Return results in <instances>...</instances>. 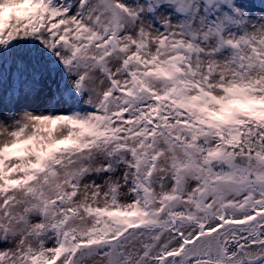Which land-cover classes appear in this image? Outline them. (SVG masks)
Listing matches in <instances>:
<instances>
[{
	"label": "snow or ice",
	"instance_id": "obj_1",
	"mask_svg": "<svg viewBox=\"0 0 264 264\" xmlns=\"http://www.w3.org/2000/svg\"><path fill=\"white\" fill-rule=\"evenodd\" d=\"M0 264H264V0H0Z\"/></svg>",
	"mask_w": 264,
	"mask_h": 264
},
{
	"label": "rangeland",
	"instance_id": "obj_2",
	"mask_svg": "<svg viewBox=\"0 0 264 264\" xmlns=\"http://www.w3.org/2000/svg\"><path fill=\"white\" fill-rule=\"evenodd\" d=\"M6 14V13H5Z\"/></svg>",
	"mask_w": 264,
	"mask_h": 264
}]
</instances>
